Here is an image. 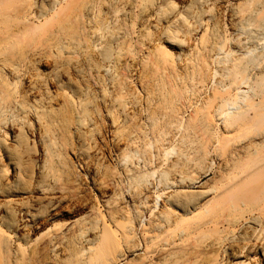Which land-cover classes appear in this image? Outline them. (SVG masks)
Listing matches in <instances>:
<instances>
[{
    "label": "bare ground",
    "instance_id": "1",
    "mask_svg": "<svg viewBox=\"0 0 264 264\" xmlns=\"http://www.w3.org/2000/svg\"><path fill=\"white\" fill-rule=\"evenodd\" d=\"M252 121L264 0H0V264H264V133L168 146Z\"/></svg>",
    "mask_w": 264,
    "mask_h": 264
},
{
    "label": "rangeland",
    "instance_id": "2",
    "mask_svg": "<svg viewBox=\"0 0 264 264\" xmlns=\"http://www.w3.org/2000/svg\"><path fill=\"white\" fill-rule=\"evenodd\" d=\"M243 90H246V89L243 88ZM202 111L206 112V110L204 109H202ZM182 113H183L184 119L187 121L188 117L193 115V110L189 108L188 106H185L182 109ZM257 113H260V112L257 111ZM210 114L214 115L211 112V110H210ZM250 115L253 116L254 113L250 112ZM253 123L254 122L252 121L250 125H246L245 123L243 125L236 124L234 126H228V127L218 125L216 134H214L213 140H210L208 138L207 134L205 133L204 129L202 128L199 122L191 123L189 126H187L186 124V129L184 130L185 131L184 142L183 143L179 142V139L181 136V134L179 133L178 134L179 139H177L178 135H176L175 136L176 138L174 137L171 142L169 141L170 144L168 146H169V149L170 148L181 149L183 153L186 154L187 158H191V157L193 158V156L195 155V151L198 148L205 147L208 153V158L212 164L208 172H243L247 164L252 160L250 152L248 154H244V156L241 157V159L239 158V160H236L235 162L230 160V154L232 150L238 147L240 148L241 146L246 144V142L248 141H252L255 135H259V134L262 135L264 133V125L258 124L257 126H253ZM217 143L220 146L225 143L226 147H223V149L218 150L219 146H217ZM216 146H217V149H216ZM262 152L263 150L262 148H260L259 154H262ZM171 159L172 161H170ZM167 160H168V162L166 161L167 165H169L170 162L174 163L175 154L169 155L167 157ZM153 161L154 160H152V162ZM155 161L153 163L152 162L150 163L152 165H149L150 169L152 168L151 169L152 171H155L156 169L159 170L161 166H162L161 170H164L163 169L164 167L165 168L168 167L166 164H163L165 163V161H163L161 164H156ZM179 164L181 165V163ZM140 168L143 169L142 166H140ZM189 172H193L191 174L194 175V172H199V171L190 170ZM208 178L209 177H202L200 180L194 183V185H196L197 187L200 183L205 182V180L207 181ZM194 185L192 186L193 188H195ZM157 186L158 185L154 186L152 191L154 194L159 195V193H162V189L160 188L161 190H158L160 186L159 187Z\"/></svg>",
    "mask_w": 264,
    "mask_h": 264
}]
</instances>
